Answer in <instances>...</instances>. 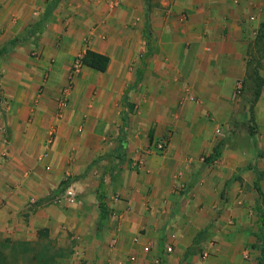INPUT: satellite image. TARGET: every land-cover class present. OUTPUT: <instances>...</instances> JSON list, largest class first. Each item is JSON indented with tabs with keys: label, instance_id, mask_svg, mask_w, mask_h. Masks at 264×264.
<instances>
[{
	"label": "crops",
	"instance_id": "1",
	"mask_svg": "<svg viewBox=\"0 0 264 264\" xmlns=\"http://www.w3.org/2000/svg\"><path fill=\"white\" fill-rule=\"evenodd\" d=\"M73 1L0 0V238H71L87 264H257L254 167L224 136L259 51L264 0H154L148 19L145 0ZM86 49L108 67L80 64L58 112L57 92ZM253 112L264 148V83ZM67 185L78 199L52 204Z\"/></svg>",
	"mask_w": 264,
	"mask_h": 264
},
{
	"label": "rangeland",
	"instance_id": "2",
	"mask_svg": "<svg viewBox=\"0 0 264 264\" xmlns=\"http://www.w3.org/2000/svg\"><path fill=\"white\" fill-rule=\"evenodd\" d=\"M79 1L80 0H74L73 2H75V4H77V3H79ZM85 12H86L85 8L83 7L82 10L78 9L77 12L75 13V15H77L78 19L83 18L82 15H84ZM37 39L38 38L36 36L33 38L34 44H36L35 42L37 41ZM83 43H85V42H83ZM81 53H82L81 50L78 51V53L76 55H74V58L72 59L73 63L71 65V69L69 70L68 81H67L66 85L60 91L57 92V102H60V103L61 102L66 103L67 102V93H68V89L71 86V79L73 77L75 69L77 67H79L81 64V62H80ZM30 56L35 59L38 56V52H36L33 49L30 52ZM65 56H66L65 54H62L61 60H64ZM257 57L260 59V61H262V59L264 58V56L263 57L260 56V52L258 51L254 55L253 62L251 63L252 67L254 65V62L257 60ZM51 58H52V56H51ZM262 69H263V64L261 65V67L259 69V74L261 76H262V72H261ZM262 78H263V76H262ZM263 83H264V81H263ZM255 84H256V81H254L251 76L248 78L245 76L241 80L240 87L238 88L236 86L235 98H234L235 99V110H236V113L239 114V116L237 118L233 117L232 122L235 124V127H233L234 132H230V130H228L226 132V135L224 136V140L229 141L230 143L235 141L234 144L247 149L248 152H247L246 156L250 157L251 164H252V165H249V167L253 166L254 168H257L258 170H260L262 172V175H263L264 174V167H263L264 163L262 165H260L259 163L261 161L263 162L264 148L255 147L256 141L259 142L261 140L263 130L261 131V127L258 126V122L256 121V119L251 120L250 117L245 119V117L243 118V116H242L243 113L247 114L249 112V107L251 104L250 102L253 99L254 90L256 88ZM60 103H58V107H57L58 112L60 110ZM126 104H127L128 110H130L131 105L128 102ZM3 132H4V129H3ZM258 144L261 145V142ZM254 147H255V149L253 150V153H251L249 151V149L254 148ZM263 185H264V182H263ZM42 236H44V235H42ZM52 238L53 239H51L49 242L45 238H40V240H38V239L34 240L33 239L28 244L18 243V244H16V248L18 250H24V248H27L30 250V254H33V253L38 254V252L41 253L42 251H46L48 249L49 255H52V254L58 255L59 264H87V259L83 258L81 255L77 254V251H74L73 245L71 243V241H72L71 238L68 237L69 239H67V238L61 237V236L60 237L59 236H57V237L53 236ZM57 247H61V248L59 250L55 251L57 249ZM249 252L251 253V257H253V254H255L253 252V250L247 252L248 256H249V254H248ZM206 258H207V250H206V248L201 246V260L203 261ZM102 264H109V262H103ZM158 264H160V263H158Z\"/></svg>",
	"mask_w": 264,
	"mask_h": 264
},
{
	"label": "trees",
	"instance_id": "3",
	"mask_svg": "<svg viewBox=\"0 0 264 264\" xmlns=\"http://www.w3.org/2000/svg\"><path fill=\"white\" fill-rule=\"evenodd\" d=\"M155 5V2L153 0H145V14L146 19H148V12L149 10ZM41 23V22H40ZM40 23L37 21L34 23L35 28H37L39 31L42 30ZM144 35L147 40V51L144 53L142 57V64H141V70L144 65L146 57H148L151 54L152 51V39L150 34V29L148 23L145 25L144 28ZM17 41V38H13L9 41V45H14ZM256 42L259 46L258 50L260 52V56H264V22L261 23L260 26V33L256 39ZM6 52V48L3 47L0 49V57L4 55ZM254 57L251 58V60L248 62L247 71H246V77H252L254 81H256V88L254 90L253 99L251 100V104L249 107V114L251 120H253L254 112L253 107L256 103L257 99L259 98V95L261 94L262 86H263V78L259 74V69L261 67V61L257 57V60L254 62L253 67L251 66V63L253 62ZM80 62L82 65H85L87 67H90L96 71L104 72L106 71L108 64H109V57L106 54L99 53L97 51H93L90 49H86L84 53L80 57ZM252 67V68H251ZM139 70L137 79L135 82L138 81V78L140 77L139 74L142 72ZM126 98V93H125ZM131 107V106H130ZM126 118L125 115L122 116V119L124 120ZM219 152L217 149H215L212 158H215L218 156ZM254 174L255 178L253 181V186L255 191L258 194L257 198V205L256 209L258 212V232L256 234V237L259 242V256L257 260V264H264V210L260 206V196L262 195V190L260 186V179L262 177V172L258 170L257 168H254ZM28 244L27 241H13L10 238H0V264H59V261L56 259V256L54 254L49 255L48 249L46 251H42L41 253H33L30 254V250L27 248H24V250H18L16 248V244ZM58 257V256H57Z\"/></svg>",
	"mask_w": 264,
	"mask_h": 264
},
{
	"label": "built area",
	"instance_id": "4",
	"mask_svg": "<svg viewBox=\"0 0 264 264\" xmlns=\"http://www.w3.org/2000/svg\"><path fill=\"white\" fill-rule=\"evenodd\" d=\"M241 82H239V84L237 85V87H240ZM60 106H64V102L60 103ZM217 133L220 132L219 129L216 130ZM52 139H53V133H51V135L49 136L48 140H47V144H51L52 143ZM156 151L158 152H163L165 149V142L160 141L156 144L155 146ZM47 155V151H45L43 153V155H41L42 157H45ZM78 199V192L77 190L72 186V185H67L64 188H62L61 190H59L58 192L54 193V195L52 196V204L59 206V207H65L67 205L73 204L76 200ZM36 199L35 198H31L29 200L30 204L32 205H36ZM133 241L135 243H138L139 241V236L134 237ZM153 246V242L152 241H147L146 243L142 244V250L145 253H148L151 248ZM164 251L165 253H170L172 251V247L171 246H165L164 247ZM155 263H160L161 259L160 258H155Z\"/></svg>",
	"mask_w": 264,
	"mask_h": 264
}]
</instances>
